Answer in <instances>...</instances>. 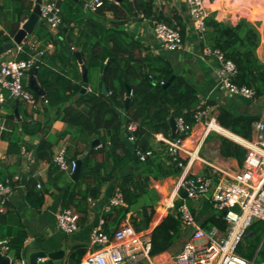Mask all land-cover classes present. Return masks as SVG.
Wrapping results in <instances>:
<instances>
[{
    "label": "crops",
    "instance_id": "0c3cea01",
    "mask_svg": "<svg viewBox=\"0 0 264 264\" xmlns=\"http://www.w3.org/2000/svg\"><path fill=\"white\" fill-rule=\"evenodd\" d=\"M88 1L62 0L63 4L60 7L61 9L64 7L67 9L69 13L68 20L62 21L57 30L48 28L52 35H57L64 28L68 30L66 35L61 36L60 39L62 40L63 37V43H65L66 50L69 53H72L71 50L82 53V47L78 48V41L83 32L91 27V23L88 21L89 18L95 17L94 12L87 6ZM122 1L110 0L118 7H121L120 3ZM125 2L132 4L134 8V0H125ZM153 4L155 9L152 16H145L136 8L130 13L126 9H119V14L122 15L121 18L116 17L113 11H108L104 23L111 26L114 22H119L122 17L126 16L124 21L125 30L129 36L141 43L142 56H161L171 60L176 70L184 74L196 89L201 102L200 105L207 110V113L199 122L194 124L191 134L185 140L186 150L188 151L185 158V169H180L170 161L166 146L161 141V137L173 138V129L169 122L168 126L164 125V128L155 134L151 140V148L155 152L154 156L142 162L133 154L130 164L120 172L118 177L105 182L97 197L92 195L85 197L82 194L85 193V190L82 189V193L77 195L75 201L68 207H64L65 191L71 182H74L71 177L72 172H64L56 182H52V180L50 182L48 177L50 162L40 160L37 154L38 144L43 134H23L21 122L42 123L43 125L48 122L50 125L49 137L53 144V157L61 148L65 147L67 150L73 148L80 152L87 151L85 155L80 153L78 157L84 158L92 148L93 141L99 139V137L96 135L89 138L82 137L75 128L64 122L61 117L56 118L57 109H47L46 101H43L41 96L38 99L36 108L30 107L24 101L19 100L17 102V99H14V105H11L10 102L6 106L4 104L0 105V155L5 156V158H0V172L3 178L9 177L13 181L12 193L8 196L6 212L0 213V240L9 239L11 245L14 241V247L28 239L29 234L41 237L50 250L60 249L61 247L69 250L67 262L64 264H68L73 247L82 245L86 248V253L81 259L82 262L87 253L100 247L99 245H92L91 233L93 228L102 220H104L103 230L110 235L126 221L132 223L138 230L152 233L153 229L176 209V204L179 207L182 203L188 205L196 221L203 229L210 231L213 227H217L219 235H225L228 224L224 220L223 213L213 208L210 194L208 193L197 200L192 199L183 194L184 191L180 188V185L186 175H203L216 182L221 176L235 175L242 170L247 152L244 140H252L255 135L254 124L258 121H264V96L249 99L233 95L223 87L216 74V69L220 64L219 60L216 56L204 55L203 52L206 46L212 47V37L210 35L212 28L206 31L203 38L200 37L190 19L186 0H155ZM205 6L208 13L207 18L222 23L224 26L235 27L242 20L252 23L257 34L256 53L260 61L264 63V9L263 13L255 12L256 7H263L261 0H249L248 2L246 0H205ZM164 18L169 19L173 25L180 27L184 40L182 49L177 51L167 50L156 37L154 25L157 21L165 22ZM75 19L81 20V22H76ZM26 20L27 18L20 22L19 28ZM98 20L102 19L99 18ZM42 21V18L39 17L33 32L27 35L22 44L16 45L14 49L2 55L0 63L7 59L18 58L20 54L17 52L18 47L22 46L23 48L26 43L30 44L32 49L37 52L34 55L37 60L42 57L44 52L52 53L59 50V45L52 40L48 41L46 35L41 38L36 36V29ZM16 22L15 1L0 0L1 39L3 36H9V40L13 38L17 32L13 33ZM78 65L82 73V64L79 60ZM64 67L62 62L56 61L53 63V68L57 71ZM66 70L70 69L66 68ZM103 73L94 72L91 74L88 70L87 91L97 89L106 92ZM29 80L30 73L26 77L28 88H30ZM180 105L184 110L188 108L187 103H181ZM221 108H226L236 115L255 117L252 139L244 138L222 127L217 122V115ZM16 109H18V116L15 114ZM10 114H14L15 119L10 118ZM211 118H215L214 122L243 141L235 140L231 135L228 136L217 129L211 128L209 126ZM174 119L176 120V118ZM14 134L21 138V147L17 149L18 151H13L10 154L8 151L9 140L2 135L10 137ZM224 138L239 146V150L236 151L235 155H223ZM125 144L133 149L127 134ZM23 145L27 147L29 158L24 156L22 152ZM101 158V155H99L98 159L101 160ZM37 172L43 173V187L39 190L36 186V190L48 189L44 193V202L40 208H36L28 198L29 184L30 182H37L35 175ZM125 175H133L140 181L144 190L126 216L117 220L116 215L108 217V214L113 213L115 210L114 207L109 209L108 204L118 189L121 190L119 180ZM66 208L73 209L79 214V229L73 234L63 232L57 223L58 213ZM144 210L148 212L146 229L142 226ZM181 224L180 237L176 240L174 246L166 252L153 256V261L156 264H174L175 256L193 232V228L184 226L182 220ZM253 235H255L254 231H248L240 247L243 253L251 254L250 258L247 257L248 259L263 260L264 234L258 242L257 240H249L254 238Z\"/></svg>",
    "mask_w": 264,
    "mask_h": 264
},
{
    "label": "trees",
    "instance_id": "16d2710c",
    "mask_svg": "<svg viewBox=\"0 0 264 264\" xmlns=\"http://www.w3.org/2000/svg\"><path fill=\"white\" fill-rule=\"evenodd\" d=\"M14 1L17 22L13 33L18 30L20 22L30 16L34 7L33 0ZM56 1L62 6V0ZM103 1V5L93 11L95 17L88 20L91 27L83 32L77 45L78 48L82 47L83 63L91 74L103 73L107 61L110 60L106 72L103 73L106 92L97 89L83 91L78 57L74 53H69L63 43V37L62 40L60 39L68 32L66 28L60 30L57 35H52L48 29L49 26L43 20L36 29L38 38L46 35L48 41L52 40L59 45V50L52 53L44 52L37 61L38 79L46 92V108H56V118L61 117L82 137L89 138L96 135L101 140L100 146L85 159L78 180L71 182L65 191L64 207L73 203L77 195L82 193V189L85 190V193H82L85 197L87 195L97 197L102 185L118 177L120 172L130 164L133 154L136 156V149L151 148L154 135L160 132L164 125L168 126L172 117L183 116L188 122L193 123L196 112L202 108L196 89L184 74L176 70L171 60L161 56H142L141 43L129 36L125 30L126 16L111 26L104 23L108 11H113L116 17L121 18L119 9H126L130 13L136 8L145 16H152L155 0H134V8L125 0L120 3L121 7L111 3L110 0ZM61 16L62 21L68 20L69 13L65 7L61 9ZM99 18L102 20H98ZM75 20L81 22V20ZM164 21L173 25L169 19L164 18ZM206 24L208 29L212 28L210 34L212 47L222 51L225 58L236 64L238 75L235 81L241 85L254 87L256 97L264 96V63L260 61L256 53L257 34L254 27L245 21H241L235 27L224 26L209 17L206 19ZM8 40L9 36L0 38V42ZM36 54L32 46L26 43L18 58L28 59ZM56 61L62 62L65 67L60 71L55 70L53 63ZM66 68L70 70L67 71ZM128 86L131 87L132 93L129 104L126 105ZM32 92L38 99L41 98L36 92ZM9 102L14 105L12 98H9L4 105H8ZM181 103H187L188 108L184 110ZM9 117L15 119L14 114H10ZM255 120L253 116L236 115L226 108H221L217 115V122L222 127L247 139H252ZM132 122L137 127L133 133L134 140H129L133 145V149H130L125 144V139L126 134L129 135L127 126ZM49 126L48 122L44 125L21 122L23 134H43L37 148L38 158L50 162L49 181L56 182L64 171L53 161V144L49 137ZM2 136L9 140L10 154L21 147V138L15 134L10 137ZM238 150L239 146L233 141L223 139V155H235ZM86 152L69 148L67 158L72 160L78 158L80 153L85 155ZM99 155L102 157L101 160L98 159ZM36 186L37 182H30L28 198L36 208H40L44 202V193L48 189L38 191ZM119 186L128 207H114V212L108 214V217L116 215L117 220L126 216L144 190L140 181L133 175L121 177ZM175 207L176 209L169 213L151 233L152 256L170 250L180 237L182 224L177 211L178 204ZM251 230L255 235L249 240L260 241L264 234V221H255L248 231ZM13 244L14 241H12V247ZM240 245L237 249L238 253L250 258L251 254L243 253ZM85 253V246H74L68 264H80Z\"/></svg>",
    "mask_w": 264,
    "mask_h": 264
},
{
    "label": "built area",
    "instance_id": "2783aa9c",
    "mask_svg": "<svg viewBox=\"0 0 264 264\" xmlns=\"http://www.w3.org/2000/svg\"><path fill=\"white\" fill-rule=\"evenodd\" d=\"M36 0H33L35 4ZM103 0H89L87 6L92 11L102 6ZM189 16L195 31L204 37L208 26V16L205 0H186ZM41 15L51 30H57L62 23L61 7L56 1L42 0ZM156 37L160 43L170 51L183 48L184 40L178 26L157 21L154 25ZM23 51L18 47V54ZM204 55H214L219 60L216 74L223 87L231 94L249 99L256 98V89L252 86L238 84L235 79L238 75L236 64L225 58L219 49L206 46ZM37 58L28 59L17 57L1 61L0 63V105L9 98L24 101L32 108L38 105V98L28 88L26 77L37 66ZM164 84V82H162ZM203 104V103H202ZM204 105V104H203ZM207 113L205 108L199 109L195 114V121L188 122L183 116L176 118V136L161 137L166 146L170 161L180 169H185V158L188 155L185 140L191 134L194 124L199 122ZM215 121L210 119L209 126ZM137 125L129 123L128 139L134 140ZM255 135L252 140H244L247 152L243 168L235 175L221 176L214 182L210 177L203 175H186L180 188L192 199L210 194V201L215 210L223 213L227 222L225 235L220 236L217 227L210 231L203 229L196 221L188 205L182 203L178 207L179 216L186 227H192L193 232L184 243L182 249L175 256L174 264H264L263 260L248 259L238 253L237 249L248 233L251 225L258 220L264 221V121L254 124ZM24 156L29 158L25 145L22 146ZM152 148L146 150L136 149V156L140 161H147L154 156ZM5 156L0 155V158ZM53 161L64 172H73L76 169V160L67 158V149L61 148L53 157ZM37 188L42 189L43 173L37 172ZM13 181L9 177H2L0 172V213H5L8 196L12 193ZM238 205L239 211L230 209ZM128 207L120 189L111 197L108 208ZM59 228L73 234L79 229V214L73 209H63L57 215ZM102 220L91 233L92 245H99L98 249L87 253L81 264H156L151 255V233L138 230L129 221L124 222L112 235L103 230ZM11 249L9 239L0 240V251Z\"/></svg>",
    "mask_w": 264,
    "mask_h": 264
},
{
    "label": "water",
    "instance_id": "95a60500",
    "mask_svg": "<svg viewBox=\"0 0 264 264\" xmlns=\"http://www.w3.org/2000/svg\"><path fill=\"white\" fill-rule=\"evenodd\" d=\"M41 2L42 0L35 1L32 13L22 24V26L17 30L12 39L0 42V57L14 49L16 45L22 44L27 35L33 32V29L41 15ZM71 52L77 55L79 62L82 64L83 91H86L88 90V68L85 64H83L82 53L80 51L71 50ZM109 62L110 60L107 61L104 72H106ZM37 74L38 67L35 66L30 71L29 87L32 91L41 96L43 101H46V92L39 83ZM131 93L132 89L130 86H128L126 90V105L129 104ZM17 102H19V99H17ZM15 114L16 116L19 115L18 109L15 110ZM170 123L173 129V137H175L177 130L176 120L174 118H171ZM99 144V139L94 140L92 143V148L89 150L86 157H89L92 154L93 149ZM86 157L75 158L76 169L72 172L71 175L74 181L78 180V178L80 177ZM183 194L187 196V193L185 191ZM230 209L239 211V206L235 205ZM143 215L144 218L142 221V226L146 229L148 225L147 210L143 211ZM68 253L69 250H66L65 247H61L60 249L56 250H50L49 248H47L41 237H35L32 234H29V238L24 240L21 244L15 245L7 252L0 251V264H64L65 262H67Z\"/></svg>",
    "mask_w": 264,
    "mask_h": 264
},
{
    "label": "bare ground",
    "instance_id": "6f19581e",
    "mask_svg": "<svg viewBox=\"0 0 264 264\" xmlns=\"http://www.w3.org/2000/svg\"><path fill=\"white\" fill-rule=\"evenodd\" d=\"M210 127L211 128H214V129H217V130H219V132L221 131V132H223V134L225 133V134H227L228 136L229 135H231V137H233L235 140H238V141H240V142H242L243 140L242 139H240V138H238V137H236V136H233L230 132H228V131H226L225 129H223L218 123H216V122H213L211 125H210ZM230 137V138H231ZM172 199V198H171ZM172 202V201H171ZM169 205V204H168Z\"/></svg>",
    "mask_w": 264,
    "mask_h": 264
},
{
    "label": "rangeland",
    "instance_id": "374dc122",
    "mask_svg": "<svg viewBox=\"0 0 264 264\" xmlns=\"http://www.w3.org/2000/svg\"><path fill=\"white\" fill-rule=\"evenodd\" d=\"M248 1H249V0H246V2H248ZM253 1H254V0H253ZM259 1H260V0H259ZM261 2H262L263 7H256V8H255V12H259V14H260V13H263V9H264V0H261ZM242 21L247 22L246 20H242ZM247 23L253 25V24L250 23L249 21H248Z\"/></svg>",
    "mask_w": 264,
    "mask_h": 264
}]
</instances>
